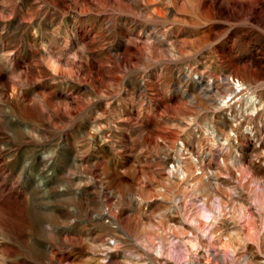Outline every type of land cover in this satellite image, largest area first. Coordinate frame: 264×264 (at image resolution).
Returning <instances> with one entry per match:
<instances>
[{"label":"rangeland","instance_id":"374dc122","mask_svg":"<svg viewBox=\"0 0 264 264\" xmlns=\"http://www.w3.org/2000/svg\"><path fill=\"white\" fill-rule=\"evenodd\" d=\"M0 264H264V0H0Z\"/></svg>","mask_w":264,"mask_h":264},{"label":"bare ground","instance_id":"6f19581e","mask_svg":"<svg viewBox=\"0 0 264 264\" xmlns=\"http://www.w3.org/2000/svg\"><path fill=\"white\" fill-rule=\"evenodd\" d=\"M239 85H240V84H239ZM242 85H243V84H242ZM240 86H241V85H240ZM240 89H241V88H240ZM248 217H249V216H248ZM248 219H249V218H248ZM248 225H249V223H248ZM248 225H247V226H248ZM251 226H252V224H251ZM246 229H247V227H246ZM246 231H247V232H246V233H247L246 235H247V236H251V233L248 232V230H246ZM245 237H246V236H245ZM252 237H253V235H252ZM252 237H251V238H252ZM184 243H185V242H184ZM193 245H194V244H193Z\"/></svg>","mask_w":264,"mask_h":264}]
</instances>
